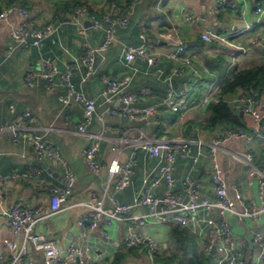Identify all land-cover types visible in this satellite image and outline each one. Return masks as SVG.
Listing matches in <instances>:
<instances>
[{
    "label": "crops",
    "instance_id": "0c3cea01",
    "mask_svg": "<svg viewBox=\"0 0 264 264\" xmlns=\"http://www.w3.org/2000/svg\"><path fill=\"white\" fill-rule=\"evenodd\" d=\"M9 1L0 0V10L9 5L19 6L28 13L31 27L51 24L56 27V31L43 39L39 47H24L11 38V32L21 22V18L13 13L5 21H0V121L12 122L28 111L33 117L29 132L42 135L59 152L61 161L72 175V180L68 179L67 171L60 163L53 165L49 159H38L29 145L13 143L8 133H0V264L10 262L21 242V237H18L11 239V246L7 245L6 240L10 237L7 234L5 219L1 215L3 210L18 203L24 207L39 208L40 213L46 215L50 200L49 189L52 186H68V201L72 204L87 200L90 195L100 196L107 177L105 167L113 157L110 151L112 138L123 132L132 137L139 129L150 138L183 137L208 143L214 136L226 130L225 127L212 130L205 126L208 118L207 105L216 102L222 83L234 70L264 63V14L259 16L255 12V6H264V0H140L134 5L126 27L114 28L115 42L109 45L101 56L96 55V73L82 82L85 68L81 57L87 48H96L102 43L103 30L93 29L87 15H83L81 22L84 33L79 34V28L71 20L69 11L55 12L58 3L69 0H12L11 4ZM80 1L85 3V6L81 7H85L89 14L95 16H100L115 3H109V0ZM125 1L116 0L121 5H124ZM218 1H223V5L217 10V14L212 16L210 11ZM188 15L195 18L193 23L185 20ZM212 25L214 30L211 40L202 41L200 35ZM140 34H144L146 49L154 57L152 66L140 59H134L129 64L122 60L123 47H134L142 43ZM178 41L185 45L183 55L189 57L190 66L167 58V55L176 49ZM248 52L257 58L243 61L244 63L233 70L226 68L225 57L235 63L237 55H245ZM45 58L51 59L60 70L66 64L73 67L71 82L86 97L94 100L96 105L99 104L96 106V113L112 105L110 102H102L101 77L119 80L123 76H129L130 82L125 90L136 93L147 89L148 93L136 106L153 107L154 115L148 122L121 120L105 115L103 123L93 116L85 128L86 134L77 133L82 121V105L72 102L62 107L58 103V95L66 90L61 82L56 81L51 88H47L45 81L40 78L32 85L25 83V75ZM174 67L182 69V72L173 75ZM190 67L197 69L198 76L193 75ZM183 83H186L188 91L181 121L180 114L171 112L163 103V98L169 89L178 92ZM239 91L241 90L237 93ZM204 99L208 101L204 102ZM232 99H226V102ZM258 104L259 110H263L264 97L259 98ZM236 110L242 117L246 131H250L251 119L237 108ZM102 124L106 132L101 134L95 157L101 165V170L99 175H94L84 163L81 151L97 142L89 135L101 132ZM114 129H119L120 132H114ZM263 141L264 123L260 136L254 137L248 143L243 140L226 141L216 154L229 197L237 210L242 207H257V189L255 179L249 184L247 168L231 159L230 153L249 152L253 156L254 164L264 172ZM156 164V159L148 157L140 150L137 151L130 185L114 193L110 183L109 194L118 203H131L134 195L142 189L143 177L153 171ZM31 170L37 172V178L13 177ZM210 173L211 160L207 147H203L202 155L196 164L189 160H175L171 190L185 201L187 198L182 181L189 175L195 185L197 199L212 200L214 195L211 191ZM165 189L166 184L161 180L152 192L161 196ZM235 194L239 195V200L235 199ZM85 211L83 206L62 210L40 220L36 229L46 239L57 242L63 250L68 242L73 241L76 246L85 248L104 260L111 261L114 254L120 252L124 255L122 264H130V261L134 263L133 259L127 258L133 249H141L144 252L143 248L125 250L122 247V223H114L109 228L107 239L99 237L96 232L86 233L79 230L76 221ZM207 217L218 220L215 211L207 214L203 209H198L195 222L190 225L148 221L140 231L145 236L166 244L167 251L160 254L161 256L167 255L169 242L173 241L174 244L187 237V240L194 242L198 255H210L212 264H215V254L211 255L209 251H205L210 229L206 223ZM226 218L237 249L242 252L247 263L252 262L259 248L252 241L253 236L260 234L264 243V214L257 219L245 218L241 221L230 215ZM175 228L184 237L177 236L174 233ZM29 257L36 262L40 261L38 254L31 253ZM24 261L23 259L15 264H24Z\"/></svg>",
    "mask_w": 264,
    "mask_h": 264
},
{
    "label": "built area",
    "instance_id": "2783aa9c",
    "mask_svg": "<svg viewBox=\"0 0 264 264\" xmlns=\"http://www.w3.org/2000/svg\"><path fill=\"white\" fill-rule=\"evenodd\" d=\"M140 0H131L129 5L123 7L111 4L109 9L100 16L91 15L85 7H77L69 11L71 20L78 26L79 34H83L81 17L87 15L93 29H102L104 38L102 43L96 48H87L85 54L81 57L84 64V72L81 81L84 82L88 77L96 73L95 57L102 55L107 47L115 42L114 28L126 27L129 22L132 9ZM223 5V1H218L215 7L210 11L212 16L217 14V10ZM257 15L264 14V6H255ZM16 14L21 18V22L12 30L11 38L17 44L24 47L29 45L39 47L46 37H49L56 31V27L46 24L40 27H31L28 20V13L25 9L12 5L0 10V21H5L11 14ZM189 23H193L195 18L191 15L185 17ZM214 25L209 30L202 33L200 38L204 42L211 40ZM31 41L28 42V39ZM142 43L138 46L123 47L122 60L125 64L131 63L134 59L144 60L148 66L154 63V57L149 54L145 45L144 34L139 35ZM185 45L178 41L176 49L167 55V58L179 62L184 66H190V59L184 56ZM193 75L198 76L197 69L190 67ZM182 69L174 67L173 75H179ZM73 67L64 65L60 70L56 64L48 58L41 59L38 66L28 72L25 77V83L32 85L40 78L45 81V86L51 88L56 81L65 86V92L58 95V103L65 107L72 102L82 105V121L77 128V133L86 134V126L90 124L92 117L103 123L105 115L128 121L148 122L154 115L153 107H137L136 103L140 101L147 93V89H141L136 93H129L125 89L129 85L130 77L123 76L116 80L107 76H102L103 89L101 91L102 102H110L111 106L100 113H96L94 100L86 97L80 90L75 88L71 82ZM186 83H183L178 92L169 89L163 98V103L171 112L180 114L179 119L183 120V111L186 106ZM260 96L253 90H241L236 96L227 101L232 103L245 116L252 121L250 131L240 128L227 129L223 133L214 136L208 143H203L199 139H187L183 137L175 138H150L141 130H136V135L129 137L126 132L112 138L110 151L113 157L105 167L106 181L100 196L90 195L87 200L72 204L68 201L69 187L52 186L50 191V200L46 215L40 213L39 208L24 207L18 203L12 204L1 215L5 219L7 234L9 239L7 245L11 246V239L21 237L18 250L11 256V260L6 264H15L23 259L24 264H108L110 260L97 258L85 248L78 247L73 241L68 242L63 250L57 242L46 239L36 229L40 220L47 216L54 215L62 210L70 209L74 206H83L86 211L76 221V227L82 232H96L99 237L107 239L108 230L114 223L124 225L122 247L125 250L133 248H143L146 256L152 261L155 254H164L167 251L165 243L159 242L155 238L145 236L140 229L148 221L157 223H170L179 226H187L195 222V216L198 209H203L209 214L215 211L218 214V220L214 221L207 217L206 223L209 226L207 235V246L205 251L215 248V264H264V243L262 236L255 234L252 241L258 245V251L252 262L247 263L241 251L236 247L232 236V230L228 224L227 216H233L241 221L245 218L257 219L264 214V172L254 164L253 156L249 152H232L231 159L241 163L247 168V177L249 184L255 179L257 189V207H242L237 210L232 203L225 181L222 178L216 154L222 148V144L229 140H243L250 142L254 137L261 134L264 123V109L259 110ZM204 99V102H207ZM115 102V103H114ZM12 107L10 106V109ZM33 121L32 115L25 111L16 117L12 122L5 123L0 121V133H8L12 142L26 143L35 152L38 159H49L53 165L60 163L66 169V165L61 161L59 152L54 149L42 135L29 132ZM114 132H120L114 129ZM105 127L101 126V132L89 135L97 142L92 143L88 148L81 151V157L87 167L94 175H99L101 165L97 163L95 157L98 151V141ZM264 146V141H263ZM203 147H207L208 156L211 160V191L214 195L212 200L197 199L195 185L189 175L182 181V187L186 195L183 201L171 190L173 185V165L176 159L189 160L196 164L202 155ZM142 151L150 158L156 159L157 164L153 171L147 173L142 179V189L138 191L132 202L129 204L118 203L109 194V184L112 183L114 193L122 191L130 185L133 174L137 151ZM127 152V153H126ZM68 179L72 180L70 172H66ZM14 178L27 179L37 178V172L34 170L20 175H13ZM2 177L0 176V181ZM163 180L166 189L161 196L153 194L152 189ZM235 199L239 200V195L235 194ZM138 211L134 213V211ZM38 254L40 261L36 262L29 255ZM77 260V262H76Z\"/></svg>",
    "mask_w": 264,
    "mask_h": 264
},
{
    "label": "trees",
    "instance_id": "16d2710c",
    "mask_svg": "<svg viewBox=\"0 0 264 264\" xmlns=\"http://www.w3.org/2000/svg\"><path fill=\"white\" fill-rule=\"evenodd\" d=\"M12 2L10 0L8 3L11 4ZM111 2L125 7L129 4L130 0H126L124 5L118 4L116 0H109V3ZM81 6H85V3L80 0L64 1L56 5L57 10L55 12H68ZM238 90H253L260 97H264V63L246 69L234 70L229 78L222 83L216 102H211L207 105L208 118L205 123L207 128H211L212 130H218L221 127H225L226 130L240 128L246 131V127L241 119L242 117L238 114L234 105L226 102V99L235 97ZM174 233L177 236L181 235V233L176 231V228L174 229ZM181 236L184 237L183 234ZM186 238H183L180 242L177 241V244L182 245L179 257L177 255L161 256L160 254H156L154 259L158 264H212L211 256L198 255L194 242ZM122 258H124V255L116 252L108 264H122Z\"/></svg>",
    "mask_w": 264,
    "mask_h": 264
},
{
    "label": "rangeland",
    "instance_id": "374dc122",
    "mask_svg": "<svg viewBox=\"0 0 264 264\" xmlns=\"http://www.w3.org/2000/svg\"><path fill=\"white\" fill-rule=\"evenodd\" d=\"M257 56L254 55L251 52H248L245 55L239 54L237 55V60L234 63L232 60H230L229 58H224V60L226 61V68H230V69H234L235 67H239L242 63H244L243 61H249V60H254L256 59ZM159 232V231H158ZM161 234H165L163 231H160ZM173 241L168 243V255H177L179 257L180 253H181V249H182V245L177 244L176 242H174V244L172 243ZM172 243V244H171ZM131 258L133 259L134 263H132L131 261L129 262L130 264H158V262L153 258V261L150 262L148 260V258L146 257L145 253L143 251H141V249H133L131 251V254L127 256V258Z\"/></svg>",
    "mask_w": 264,
    "mask_h": 264
},
{
    "label": "water",
    "instance_id": "95a60500",
    "mask_svg": "<svg viewBox=\"0 0 264 264\" xmlns=\"http://www.w3.org/2000/svg\"><path fill=\"white\" fill-rule=\"evenodd\" d=\"M214 252H215V248L212 246L209 253L212 255V254H214ZM76 262H77V260H76Z\"/></svg>",
    "mask_w": 264,
    "mask_h": 264
}]
</instances>
